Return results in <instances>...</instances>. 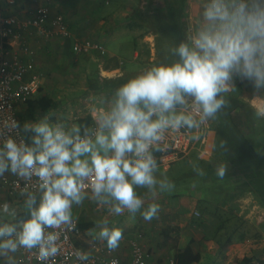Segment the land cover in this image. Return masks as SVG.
<instances>
[{
    "label": "crops",
    "instance_id": "obj_1",
    "mask_svg": "<svg viewBox=\"0 0 264 264\" xmlns=\"http://www.w3.org/2000/svg\"><path fill=\"white\" fill-rule=\"evenodd\" d=\"M141 1L117 0L115 3L118 10L112 15V22L115 24L109 25L107 23L104 27L98 17L96 18L97 22H94L90 15L95 13L99 9L98 7L101 8L103 3H110V0H41L38 2L44 3L49 7L51 16L61 14L64 17L71 30V36L61 38L58 36L46 37L38 33L34 36L28 35L29 47L34 51V54H24L19 49H16L18 55L21 54V57L25 61L31 62L33 67L43 75L41 90L34 98L47 95L54 101V107L49 108L46 112L37 109L34 114V119H26L23 122V127L33 130L37 124L46 123L53 129L59 126H65L69 132H74L73 129H78L77 132H81L85 131L89 125L95 124L98 126V131H100L99 118L105 114H109L115 107L118 92L113 91L110 93L107 89L102 91L103 82L105 83L106 79L118 77L134 79L143 73L140 72L142 70L140 68L143 65L150 66L148 70L156 67V65L151 66V62L154 60L153 54L155 48L153 39L155 34L152 31H149L147 34H141L143 30H140V27H135L134 25L133 27L132 21L128 22L127 17H125V12L131 9L132 5L139 8ZM92 2L94 4L92 13L87 17V4L90 5ZM210 2L211 0H184L183 8L176 12V15H178L181 11L180 24L182 28L180 30L187 29L193 45H195V40L198 38L199 33L209 24L204 18V10ZM35 4L37 3H34L33 0L25 3L19 2L15 6L0 4V14L7 15L15 13L24 16L30 12ZM184 10L185 12H183ZM106 12L110 15L113 11L106 10ZM118 12L125 14L119 17ZM171 15L168 14V18L165 19L171 21ZM169 20L168 24H171ZM120 22L122 23L118 24ZM93 23H97L96 28L91 27L94 25ZM170 29L174 38L180 39L181 42L184 41L185 44H188V41L184 37L183 39L181 38L179 31L174 29V23H172ZM86 39L102 45L105 53L102 55L94 49L78 53L72 50L75 41H83ZM121 39L131 42L129 50H122L123 42ZM108 43L111 46L110 48L106 47ZM93 54L97 58L103 59L98 62L82 60L83 58L89 59ZM130 54L133 61L126 59ZM139 54H141L143 61L134 62V59H138ZM82 56L84 57L82 58ZM137 70L140 72L137 73L139 75H131V73L134 74ZM74 82H80L81 86L75 88L70 84ZM57 85L60 86L58 87ZM63 85H70L66 88V92H63L66 97L63 96L62 92L56 91V89L63 90ZM227 87L228 91L221 94L227 101L226 105L214 118H208L205 123H198V127L191 129L195 137L200 139V145L196 146L197 157L188 158V163L187 165H183L184 167L174 164L178 161L172 163L169 168L164 169L158 165L155 167L160 168L166 174L163 175L158 172L153 175H159L160 179H182L184 182L183 185H187V188L184 189L183 187L181 190V188L173 187L170 191H161L160 189L156 190L155 188L149 189L145 187L149 190L144 191L143 194L147 193L149 197L148 199L142 200L143 206L137 212L136 217H138L140 224H138L135 231L137 229L144 230V236L140 242L150 253L149 264H168V258H173L174 250L184 247L191 239L193 240L194 249L200 254V260L192 264L203 262L206 259L205 255H210V253H213L210 255L211 257L216 255V253L219 256L225 255L223 258L228 263L234 259L238 261L244 256L252 257L255 261L257 258L253 256H256L260 257L259 262L264 264L263 233L260 232L261 236H263L261 238L262 240L260 239L262 245L259 249L254 250V252H245L244 247L249 240H245L244 242L232 240L224 249L220 250L221 252H218V244L213 240L204 238V233L202 232L206 224L202 223L201 225H197L193 223L192 216L194 210L202 213L206 212V210L217 209L218 211H224L230 214L233 208L229 209L228 205L235 206V208H239L243 212L246 211L245 215L249 212L254 217V211L257 209L264 215V89L256 90L251 82L240 79L229 82ZM92 96H96L95 101L96 99H99L101 102L104 100V108L99 111L98 107V109L92 108L89 111L78 112V110H74L75 105L77 107L78 105L84 104L86 98L91 97L92 99ZM188 99L190 97L184 96V100L187 101ZM179 105L178 103L174 110H180L184 113L185 104L184 106L182 105L183 108ZM140 107L142 110L148 111V109L144 108L143 104ZM25 108L26 104L18 105L17 111ZM184 114L189 115L187 112ZM251 129L260 133V139L257 144L254 143L252 145L247 140H244V136L249 135L250 131H252ZM103 132L107 135L108 129H103ZM36 136H38L37 133ZM95 136L91 139L93 143H95ZM37 138L41 139L42 137ZM192 140L193 143L195 140L197 141V139ZM221 142L225 143V147H220ZM96 150L101 155H105L104 150L99 145H96ZM107 155H112L111 150L108 151ZM126 158L130 159V153L126 154ZM81 159L88 160L90 164L89 155L82 156ZM204 161L207 162L206 168L203 163ZM196 162L203 165V168L207 171L206 176L202 175L203 178L199 179L198 171L196 172V168L194 167ZM252 164L255 166H252ZM221 165L227 166L228 169L223 178L217 174L218 168ZM7 172L10 174L9 171ZM209 172H212V174H209ZM195 177L199 181L202 180V182L198 181L196 184L194 182ZM208 181H214L213 189L209 188L210 184ZM225 181H229V183L226 184ZM81 196L82 200L79 204L72 203L70 213L71 216H74L80 221L82 212L84 211L85 213L86 208L87 213H85V216L87 217L81 221L85 223L90 221L89 224L87 223L90 227L82 231L84 238L82 242L85 245L92 242L106 246L105 241L98 238L100 228L104 226L103 222L97 220L99 217L94 216V218H91L93 215L92 212L95 215L98 209L103 207V203L97 201L95 204H90L95 196L94 192H82ZM203 197L212 198L208 199V201L206 200L205 203ZM216 197H225L219 203L225 204L223 206L217 205L215 203ZM253 197H259V200H255ZM30 198L34 200L31 206L28 203ZM37 200L33 195L12 197L7 194L5 189H1L0 228L6 225L17 228L25 223L27 221L25 218L26 212L36 206ZM151 204L158 205L159 210L156 216L148 221L143 218L142 213ZM255 204L258 205L254 206ZM5 205H7V211H5ZM204 222H207V219ZM162 227L163 229H171L169 239H166L163 233L162 236L154 234L159 229L161 230ZM117 228L120 229L119 227ZM90 229H94V234L91 235V241L89 242V235L86 231ZM121 231L123 234L122 239L119 242V246L115 250H112V253L117 255L123 264H129L131 249L128 245V240L135 235V231H133V234L132 232L126 234L124 232V225ZM172 232L176 233V238L172 237ZM3 242L0 238V243ZM208 245L209 247L212 246V251H210ZM17 255L18 252L16 250L0 249V264H15ZM214 261L215 259L213 258V264Z\"/></svg>",
    "mask_w": 264,
    "mask_h": 264
},
{
    "label": "clouds",
    "instance_id": "obj_2",
    "mask_svg": "<svg viewBox=\"0 0 264 264\" xmlns=\"http://www.w3.org/2000/svg\"><path fill=\"white\" fill-rule=\"evenodd\" d=\"M204 18L209 24L199 33L195 48L179 46L180 62L153 67L118 90L115 107L99 118L100 131L95 143L46 123L33 129L42 137L35 140L39 151L18 146L12 139L5 142L6 151L0 152V157H6L8 163L0 158V173L9 167L21 176L35 173L44 189L39 207L17 234L19 245L27 249L38 247L42 259L57 254V237L53 233L45 236L44 226L58 228L69 223L72 203L79 204L82 200L79 184L82 178H92V189L98 198L107 194L117 201L112 208L116 215L124 209L135 215L143 201L133 185L154 189L158 183L153 175L156 162L149 154V145L159 140L161 131L169 126L198 127L190 116L165 115L173 113L178 103H184L185 95L194 98L202 108L201 120H205L214 118L226 105L221 94L228 91L229 82L247 80L254 89H264V0H211L205 7ZM141 104L147 112L141 109ZM153 115L157 119L153 120ZM105 128L107 135L103 132ZM96 145L105 155L96 150ZM220 147H225V143L221 142ZM128 153L134 154L135 159L126 158ZM85 155L90 156V164L81 159ZM227 170V166H219L218 176L223 178ZM198 174L202 176L204 172L198 170ZM173 187L167 179L159 182L161 191ZM28 203L31 206L34 200L30 198ZM158 210V205H149L142 213L143 218L152 220ZM107 223L103 222L98 238L107 242L109 250H115L123 234L118 228H109ZM14 232L12 226L0 228V236H11ZM17 241L8 239L0 243V249L15 251ZM77 258L88 259L81 253H77Z\"/></svg>",
    "mask_w": 264,
    "mask_h": 264
},
{
    "label": "built area",
    "instance_id": "obj_3",
    "mask_svg": "<svg viewBox=\"0 0 264 264\" xmlns=\"http://www.w3.org/2000/svg\"><path fill=\"white\" fill-rule=\"evenodd\" d=\"M27 1L31 0H0V4L15 6L19 2ZM33 1L37 4L33 5L30 12L24 16L15 13L0 14V152L6 151L4 144L8 139H12L18 146H27L16 111L18 105L25 104L33 98L42 86L43 75L33 67L31 62L25 61L21 54L18 55L16 49L24 54L32 53L28 35L34 36L38 33L46 37L68 38L71 36V30L61 14L51 16L47 5L38 3L41 0ZM145 5L146 0H142L139 8ZM91 49L102 55L105 53L102 45L88 39L75 41L72 46V50L76 53L87 52ZM184 104V111L192 118L199 120L202 124L206 122V119L201 120L202 108L196 104L193 97ZM59 127L69 135H79L81 139H92L98 131V126L95 124L89 125L85 131L81 132H69L65 126ZM191 147L192 135L186 125L179 128L169 126L161 131L159 140L149 145L148 151L156 165L165 169L177 161L181 164L186 163ZM32 148L39 151V146L36 144ZM0 158L8 163L6 157ZM130 159H135L134 154L130 153ZM41 184L42 181L35 173L30 176H21L19 172H12L10 167L0 173V190L5 189L12 197L33 195L38 200H42L44 189ZM79 184L80 193L93 192L91 177L80 179ZM232 213L235 216H247L239 208L233 209ZM262 214L259 209L254 211L252 218L257 224L262 222L264 217ZM193 215L200 216V212L194 210ZM22 226L23 224L15 228L11 236H0V238L3 241L8 239L17 241V234L22 231ZM44 233L45 236L49 233L56 235L57 254L42 259L38 247L27 249L19 245L17 241L18 255L15 264H123L119 257L103 244H82L84 241L82 230L74 216H71L69 223L61 224L58 228L44 226ZM143 236L144 230L137 229L135 235L128 240L131 249L129 264H149L150 253L140 242ZM77 253L87 255L88 259H78ZM168 264H175L173 258H168Z\"/></svg>",
    "mask_w": 264,
    "mask_h": 264
},
{
    "label": "rangeland",
    "instance_id": "obj_4",
    "mask_svg": "<svg viewBox=\"0 0 264 264\" xmlns=\"http://www.w3.org/2000/svg\"><path fill=\"white\" fill-rule=\"evenodd\" d=\"M117 0H110V3L108 4H104L102 5V7H98L99 9L93 13H92V9H93V2L88 5L87 4V8H86V16L88 17L89 14H91L90 16L92 17V19L94 20V22H97V17L99 18L100 22L102 23V26L104 27L107 23L110 25H114L115 23L112 22V15L113 13L117 12L118 10V7L116 6V2ZM127 3V2H126ZM151 3L153 5V9H150L148 11V13H146L145 16H143L144 19H146V21L144 22H141V21H138V23H141V26L142 28H140V30H143V32L141 34H147L149 31L153 32L154 35V39H153V42H154V48H155V52L153 54V57H154V60L151 62V66L153 65H158V64H161L163 66H168L167 64H170V48L169 46H167V43H168V38H169V31H170V27L172 25V23H174V29L178 30L179 33H180V36L181 38L183 39V37L188 41V45L189 47L191 48H195V45H193L191 43V40H190V35H188V31L187 29L185 30H180L181 27V24H180V18H181V11L178 15H176V12L179 11V10H176V11H173L167 4L164 0H151ZM136 6H131V9L127 10L125 13H126V16L127 17V20L128 22H131V15L134 13V10L137 8H135ZM135 8V9H134ZM120 9V8H119ZM106 10L108 11H113L112 13H110V15L107 14ZM154 10V11H153ZM185 12V10L183 11ZM123 12H118V16L120 17L122 14H125ZM174 13V14H173ZM168 14H172L171 17H172V20L170 21L171 24H168V20H163V18H168ZM106 15H107V18H106ZM109 16V17H108ZM124 17V18H125ZM163 17V18H161ZM121 21V20H119ZM99 22V23H100ZM124 22V21H122ZM122 22L118 23V24H121ZM127 22V21H126ZM157 22L159 24H157ZM94 24V23H93ZM96 25L97 23H95L93 26L91 27H94L96 28ZM117 26H123V25H117ZM144 26V27H143ZM160 26H163L162 29H167V32L165 30H161L162 32H159L157 33L158 31V28ZM167 27V28H166ZM93 28V29H94ZM182 31V33H181ZM130 37H128L129 39ZM131 40V38H130ZM121 41L123 42V46L121 47L122 50H129L130 47H131V42L130 41H123L121 39ZM106 47L110 48L111 46L108 44H106ZM158 47H161V49H158ZM113 50V49H111ZM110 50V51H111ZM32 54H34V51H32ZM177 54H178V51H177ZM84 56H82L83 58ZM87 57V56H86ZM103 58H97L94 54L92 55V57H90L89 59L88 58H83L82 60H91V61H95V62H98L99 60H102ZM127 60H132V56L131 54L129 56L126 57ZM133 61V60H132ZM142 62L143 59H142V56L141 54L138 55V59H134V62ZM84 62V61H83ZM129 62V61H128ZM150 68V66H147V65H143L140 69H142L140 72H143L141 75L145 74L147 71H149L148 69ZM88 69H91V68H88ZM86 70V69H85ZM71 71V70H70ZM139 70L135 71L134 74L131 73V75H139L137 73H140ZM130 75V74H129ZM72 86H74L75 88L77 87H80L81 86V83L80 82H74L73 84L70 83ZM56 86V85H55ZM58 87L60 85H57ZM70 85H63V90L62 89H56V91L58 92H62L63 96H65V94L63 92H66V88L69 87ZM44 87V86H43ZM67 94V93H66ZM66 97V96H65ZM93 98L91 99V97H87L84 104H81V105H78L76 107L75 105V108L74 110H78V112L80 111H85V110H91L92 108L95 109L97 108L98 111L101 110L102 108H104V100H102L103 102L99 101V99H96L95 101V98L96 96H92ZM185 97H190L192 98V96L190 95H185ZM62 98V97H61ZM63 100V99H62ZM98 100V101H97ZM186 100H184V103H185ZM184 103L180 104L179 106H181L183 108L184 106ZM183 105V106H182ZM177 106V105H176ZM75 110V111H76ZM147 112V111H146ZM185 113V112H184ZM182 113L180 110H174L173 113H165V115H171V114H175V115H180V114H183V115H186V116H189L187 114H184ZM191 117V116H190ZM153 120L157 119V116L156 115H153L151 117ZM193 120L196 122V124L200 123L202 124L199 120L197 119H194ZM187 126V125H186ZM188 127V126H187ZM189 128V127H188ZM196 127H193V128H189L190 132H191V135L192 137L195 136L194 133L192 132L191 129H195ZM192 144H193V147L190 148L189 150V153L187 155V162L186 163H174L176 166L178 165H187L188 163V160L190 158H196L197 155H196V146H199L200 145V139L197 138V141L195 140L194 143H193V140H192ZM189 158V159H188ZM195 161V159H194ZM173 164V165H174ZM199 166V167H198ZM246 166H250V165H246ZM184 167V166H183ZM194 167L196 168V172L198 170H203V165L199 164V163H195L194 164ZM246 169H248L246 167ZM161 173L163 175L166 174V172H164L163 170H161L160 168H155L154 171H153V174L155 173ZM250 172V170H249ZM157 182L159 181H163L165 179L169 180L168 178H164V179H160V176L159 175H154ZM200 178H203V176L199 175V179ZM206 178V177H204ZM197 177L194 178V182L197 184V182L199 181V179H197ZM173 185H174V188H178L181 190L183 189H186L187 188V185L184 186V182L182 181V179H172V180H169ZM199 182H202L199 181ZM208 183L210 185H214V181H208ZM133 188H134V191L136 193V195L141 199V200H145V199H148L149 197V194L147 193H144V191L146 190H149V189H146L145 187H140V186H136V185H133ZM144 188V189H143ZM143 189V190H141ZM156 190H159V184L157 183V186L155 187ZM207 196V195H206ZM212 197H203V201L206 203V200L208 201V199H210ZM255 198V200H259V197H253ZM222 199H225V197H216V201L215 203H217V205L219 206H223L224 204H219L221 203V200ZM252 201H255L254 199H251ZM97 201H101L103 203V207L102 208H99L98 211L95 213L92 212V216L91 218H94V216L96 217H99L97 220L99 221H107L108 223V226H117L119 227L121 230L123 229V225H124V229L126 232V234L128 232H132L133 234V231H135L136 227L138 226V224H140V221L138 220V217H136L137 213L135 215H132L131 213L128 212L127 209H124L123 213L120 214V215H116L113 211H112V208L114 205L117 204V201H115L114 199H112L111 197L107 196V194H102V197L98 198L96 195L93 197V200H92V203L90 202V204H95L97 203ZM258 204H255L254 206H257ZM229 209H235V206H229ZM91 208V207H90ZM211 209V208H210ZM200 212V211H199ZM85 213H87L86 211V208H85ZM85 213L84 211L82 212V218H80L81 220L83 219H86L85 217ZM244 213L246 214V211H244ZM201 212H200V216H201ZM205 217L204 218H199L200 216H192L193 217V223L197 224L198 223H203V224H206L205 228H204V231L202 233H204V238L207 239V240H213L214 242H216L218 244V252L222 249H224L232 240H236L237 242H244L245 240H249V242L245 245L244 249L246 250L245 252H249L252 251L254 252V250H257L260 248V246L262 245V242L260 241V239L263 237L261 236V234H258L256 236H252V232L253 231H257V232H261L264 234V228L261 227V224H264V219L262 220V222L260 224H257L255 222V220L252 218L253 216L250 215V213L248 212L247 216L249 217H240V220H239V229H236L234 230L235 228L233 227V221L236 220L234 218L230 219V214L227 212H224V211H218L216 209H213V210H206V212L204 213ZM84 216V217H83ZM207 217V218H206ZM204 219V221L207 219V222H201V220ZM87 223L89 224L90 221H87ZM86 223V224H87ZM154 225V224H153ZM160 225V224H159ZM174 225V224H173ZM161 226V225H160ZM116 227V228H117ZM242 227V228H241ZM161 228V227H160ZM163 229V227H162ZM162 229L158 230L156 233L157 236H162ZM245 229L246 230V236L245 238L243 239H239V234L240 232ZM248 229V230H247ZM128 230V231H127ZM263 231V232H262ZM87 234L89 235L88 236V241L90 242L91 241V235L94 234V229H90L88 231H86ZM176 233L175 232H172V237H175ZM96 237V236H95ZM93 238V236H92ZM161 239V238H160ZM85 240H86V236H85ZM228 240V242H227ZM262 240V239H261ZM223 243L222 244V249L219 248L220 246V243ZM92 243V242H91ZM89 245V244H87ZM208 248L210 249V251H212V246L209 247L208 245ZM221 252V251H220ZM213 253H210V255H212ZM221 254V253H219ZM209 254H206L205 257L206 259L201 262V263H198V264H213L212 262V259L214 258L215 261H214V264H236V260H231L229 263L226 262V259H224L223 256H219L218 253H216V255H213V257H211ZM254 258H257V260L255 259V261L253 260L252 264H261L259 261H260V257H256V256H253Z\"/></svg>",
    "mask_w": 264,
    "mask_h": 264
},
{
    "label": "trees",
    "instance_id": "obj_5",
    "mask_svg": "<svg viewBox=\"0 0 264 264\" xmlns=\"http://www.w3.org/2000/svg\"><path fill=\"white\" fill-rule=\"evenodd\" d=\"M164 1L166 2V4L173 11L180 10L181 8H183L184 0H164ZM150 9H153V5L151 3V0H146V5L143 8L135 9L134 13L131 15L132 26L134 25L135 27L142 28L141 23H138V21H141V22L144 21L145 22L146 19H144L143 16H145L146 13H148V11ZM161 18H163V17H161ZM163 20H165V18H163ZM166 22H168V21H166ZM157 24H159V23L157 22ZM162 28H163V26H160L158 28L157 33L162 32L163 30H165L167 32V29H162ZM169 33L170 34H169L167 46H169V48H170V52L169 53H170V58H171L170 62L171 63L167 64L168 66H170V65H172L174 63L180 62L179 54H177V50H178V48H179V46L181 44H185L184 41L181 42L180 39L174 38V35L171 34V29H170ZM189 48L193 49L191 47H189ZM158 49H161V47H158ZM157 66H163V65L158 64V65H156V67ZM129 80H131V79L126 78V77L125 78L124 77L123 78L122 77H118V78L106 79L105 83L103 82L102 91H105L106 89L110 93H112L113 91H118ZM40 90H41V88L39 89V91ZM34 97L31 98L30 100H28L25 103L26 104V108L25 109H20V110H18L16 112V116H17V120H18V123L20 125V128L22 127L21 128V132H22L24 138L26 139L27 146L30 147V148H32L35 145V140L37 139L38 136H36V133H35L34 130H32V129L29 130V129L23 127V122L26 119H34V117H35L34 114H35V111L37 109H41V110L46 112L49 108L54 107V101L50 97H48L47 95H42V96L37 97V98H34ZM86 118H88V117H86ZM85 121H87V120H85ZM251 130L252 131H250L249 135L244 136L245 137L244 140H247L252 145L254 143L257 144L259 142V139H260V133L255 131V130H253V129H251ZM203 163L205 164V168H206L207 162L204 161ZM252 166H255V165L252 164ZM202 171L204 172V175L206 176L207 175V173H206L207 171H205L204 168H203ZM209 174H212V172H209ZM225 183L227 184V183H229V181H225ZM209 188L213 189L214 187H213V185H210ZM40 202L41 201L37 200L36 206L33 209H31V210L26 212L25 218H26L27 221L32 218L31 213H32L33 210H35V209H37L39 207ZM204 213L205 212H202V214H201V216L199 218H204L205 217ZM240 217L241 216H235V215H233V213H230V219H232V218L236 219V220L233 221V227L235 228L234 230L239 229V223L238 222L240 220ZM201 222H204V219H202ZM201 224L202 223H198V225H201ZM78 225H79V227L81 228L82 231L90 227V225L86 224L85 222H83L81 220L78 221ZM261 227L264 228V224H261ZM109 228H116V227L115 226H110ZM162 232H163L164 237L166 239H169V236H170V233H171V229H163ZM252 234H253L252 236H256V235L260 234V232L253 231ZM176 236H175V238H176ZM245 236H246V230L243 229L240 232V234H239V239H243V238H245ZM227 242H228V240H227ZM219 243H220V241H219ZM105 244L107 246V242L106 241H105ZM222 244L223 243H220V245H219L220 246L219 248H221V249H222V247H221ZM172 257H173V260H174L175 264H192V263L198 262L200 260V254L194 249L193 240L192 239L184 247L176 248L174 250V253H173ZM252 262H253V258L252 257L244 256L240 260H238L236 262V264H252Z\"/></svg>",
    "mask_w": 264,
    "mask_h": 264
}]
</instances>
